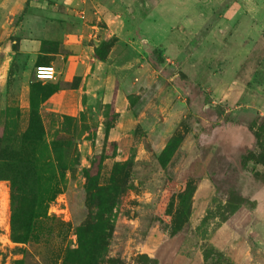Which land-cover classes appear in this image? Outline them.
Wrapping results in <instances>:
<instances>
[{
  "label": "rangeland",
  "instance_id": "1",
  "mask_svg": "<svg viewBox=\"0 0 264 264\" xmlns=\"http://www.w3.org/2000/svg\"><path fill=\"white\" fill-rule=\"evenodd\" d=\"M165 9L116 102L29 117L0 86V264H264V0Z\"/></svg>",
  "mask_w": 264,
  "mask_h": 264
},
{
  "label": "crops",
  "instance_id": "2",
  "mask_svg": "<svg viewBox=\"0 0 264 264\" xmlns=\"http://www.w3.org/2000/svg\"><path fill=\"white\" fill-rule=\"evenodd\" d=\"M167 1L142 16L128 13L146 10L140 0H0V86L18 95L17 106L26 115L38 100L42 115L71 117L99 99L116 102L110 84L115 48L129 58L137 53L138 33L147 38L152 28L161 33ZM182 5L175 4L174 12ZM110 39L107 52L100 54L98 48ZM40 66H52L53 77L38 78ZM38 84L58 88L41 99Z\"/></svg>",
  "mask_w": 264,
  "mask_h": 264
},
{
  "label": "trees",
  "instance_id": "3",
  "mask_svg": "<svg viewBox=\"0 0 264 264\" xmlns=\"http://www.w3.org/2000/svg\"><path fill=\"white\" fill-rule=\"evenodd\" d=\"M102 45H104V42L102 43ZM36 87H37V90H38L37 93L38 94L42 93L41 99H45L46 97H48L52 92H54L58 88V86H55V85H53V86H42L41 84H38ZM32 100H33V98H32ZM35 113L36 114H40V111H39V100H38V102L37 101L36 102L32 101L31 108H30L28 116L29 117H33L35 115ZM64 117L74 118V117H71V116H64Z\"/></svg>",
  "mask_w": 264,
  "mask_h": 264
},
{
  "label": "built area",
  "instance_id": "4",
  "mask_svg": "<svg viewBox=\"0 0 264 264\" xmlns=\"http://www.w3.org/2000/svg\"><path fill=\"white\" fill-rule=\"evenodd\" d=\"M54 75V68L52 66L45 67L40 66L36 70V76L38 78H52Z\"/></svg>",
  "mask_w": 264,
  "mask_h": 264
}]
</instances>
